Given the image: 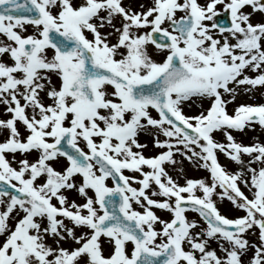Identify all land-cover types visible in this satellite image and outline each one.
Instances as JSON below:
<instances>
[{
    "label": "snow or ice",
    "instance_id": "6c2138e0",
    "mask_svg": "<svg viewBox=\"0 0 264 264\" xmlns=\"http://www.w3.org/2000/svg\"><path fill=\"white\" fill-rule=\"evenodd\" d=\"M0 264H264V0H0Z\"/></svg>",
    "mask_w": 264,
    "mask_h": 264
},
{
    "label": "rangeland",
    "instance_id": "374dc122",
    "mask_svg": "<svg viewBox=\"0 0 264 264\" xmlns=\"http://www.w3.org/2000/svg\"><path fill=\"white\" fill-rule=\"evenodd\" d=\"M148 151L152 152L154 151V149H149ZM188 174L190 176H200V175H203L204 173H203V170L196 169L195 166H190L188 169ZM109 183L111 184V181H109Z\"/></svg>",
    "mask_w": 264,
    "mask_h": 264
},
{
    "label": "water",
    "instance_id": "95a60500",
    "mask_svg": "<svg viewBox=\"0 0 264 264\" xmlns=\"http://www.w3.org/2000/svg\"><path fill=\"white\" fill-rule=\"evenodd\" d=\"M220 18L223 19V20H227L228 17L224 16L223 14L220 15Z\"/></svg>",
    "mask_w": 264,
    "mask_h": 264
}]
</instances>
